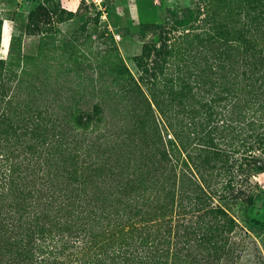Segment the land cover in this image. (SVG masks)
<instances>
[{
	"label": "trees",
	"instance_id": "trees-1",
	"mask_svg": "<svg viewBox=\"0 0 264 264\" xmlns=\"http://www.w3.org/2000/svg\"><path fill=\"white\" fill-rule=\"evenodd\" d=\"M240 2L253 16L256 27L251 35L259 36L254 40L246 38L231 19L233 10L229 8L237 10ZM196 5L194 10H183L180 22L188 26L187 33L175 41L184 43L190 30L199 31L204 56L197 73L172 70L163 59L152 65L144 62L148 68L137 80L120 73L126 83L123 94L130 98L135 116L132 121L110 122L119 135L110 136L109 125L99 130L108 121V110L101 106L74 123L89 130L91 138L98 135L90 143L99 165L89 167L86 156L81 160L69 147L62 148L67 144L63 138L69 125L55 123L52 128L46 126L48 135L41 144L25 146L29 157L14 154L12 148L24 137L13 132L12 122L7 131L5 127L17 93L8 84L13 75L0 74V264H165L170 250L173 256L181 252L180 238L173 242L167 238L171 232L186 234L188 240L183 243L192 242L195 252L212 251L219 259H231L230 235L242 227L226 207L213 203L210 186H202L208 184L199 173L203 165L224 155L221 150L202 155L204 147L214 146L203 131L221 136L234 133L240 142L237 147L243 148L239 170L249 184H228L220 191L224 198L258 204L264 210V189L256 183L254 187L260 190L255 192L248 179L251 171L264 173V0H196ZM235 40L240 42L238 48L232 44ZM179 43L168 46L166 54L180 55L187 66L197 67L189 55L180 52ZM231 50L242 54L222 62ZM224 62L247 68L234 80L222 73ZM3 65L0 60V69ZM207 84L214 87L204 89ZM195 89L205 93L203 96L212 95L202 103L196 101L198 107L183 105L182 98L200 95ZM146 95L166 118L165 127L172 129L173 139L162 137L164 129L150 114L152 106ZM176 115L188 119L185 126L192 129L190 133ZM241 122L243 125L238 124ZM54 127L62 131L59 139ZM192 140L200 149L191 145ZM54 145L63 151L57 153ZM104 152L109 159L124 163V171L116 169V173L108 167L110 175L99 173L109 166L99 160ZM190 166L199 174L198 185L187 172ZM202 230L198 240L189 242V235ZM139 248L141 252L136 251ZM192 254L186 256L193 262Z\"/></svg>",
	"mask_w": 264,
	"mask_h": 264
},
{
	"label": "rangeland",
	"instance_id": "rangeland-1",
	"mask_svg": "<svg viewBox=\"0 0 264 264\" xmlns=\"http://www.w3.org/2000/svg\"><path fill=\"white\" fill-rule=\"evenodd\" d=\"M225 3L230 4L228 1ZM240 5L237 10L229 8L233 10L231 19L246 38L254 40L259 36L251 35L256 27L253 16L247 13L243 2ZM196 7V0H108L107 18L112 26V31H109L99 25L98 19L82 0H0V60L4 64L0 74L6 71L13 75L8 84L17 93L11 103L12 109L7 117L5 130H8V123L12 122L13 132L24 137L20 144L12 148L14 154L22 158L29 157L25 146L28 143L41 144L48 135L46 126L52 128L51 124L55 123L60 127L69 125V128L65 127L67 133L63 138L67 144H62V148L69 147V151L78 159L84 160L82 156H86L85 165L89 167L99 165L98 159L91 154L93 147L90 143L98 135L95 133L91 138L89 130L83 131L74 123L84 118L94 107L101 106L108 110V121L103 126L101 124L99 130L102 131L109 125V135H119L120 131L110 126V122L132 121L135 116L132 115L130 98L123 94L126 83L120 73H125V78L129 74L137 80L147 67L144 62L152 65L154 61L163 59L170 62L172 70L179 69L183 74L187 71L194 73L204 56V53L200 54L202 48L199 31L190 30V36L184 43L175 40L177 36L187 33L188 26L180 22L183 10H194ZM193 25L196 26L197 23ZM248 29L252 32H248ZM112 33L118 34L120 38L115 41ZM194 34L198 35L192 37ZM174 42L180 44V52L189 55L190 60L197 63V67L191 68V63L187 66L180 55L173 59L174 57L166 54L168 46ZM238 42L235 40L232 44L238 48ZM142 54L144 58H141ZM240 54L242 52L231 50L222 57V62ZM235 65L227 66V62H224L222 73L234 79L247 68ZM204 74L207 76L209 73L206 70ZM192 81L191 76L189 82L193 84ZM212 87L214 86L207 84L204 89ZM195 91L198 93L200 89ZM213 91H217L216 87ZM203 94L205 93L201 92L199 96L193 97L191 93L180 102L190 106L194 103L198 107L200 103L196 101L200 100L202 103L212 95ZM146 96L152 106L150 114L155 116L156 122L164 129L162 137L164 140L173 139L172 129L165 127L166 118L159 113L151 98ZM171 108L176 111L174 107ZM176 117L184 131L190 133L192 129L185 126L188 119L182 115ZM238 124L243 125V122ZM54 128L53 132L59 139L62 131ZM207 131L203 133L208 140L211 139L214 146L204 147L202 155L219 150L224 155L216 160L209 159V163L203 165L204 168L199 173H202L208 184L200 182L202 186H210L208 190L214 193L213 203L226 207L242 228L230 235V260L219 259V254L214 255L212 251L202 252L203 254L194 251L190 241L198 240L203 230L196 235H189L188 245L183 243L188 240L186 234L175 235L171 232L167 238L172 242L176 237L180 238L181 252L180 256H173L170 250L165 264H264V210L258 204L225 199L223 192H220L228 184H235L237 187L249 184L239 170L243 148L237 147L240 142L235 140L234 133H223L221 136ZM240 137L245 138V135ZM191 142L194 148L200 149L196 141ZM54 146L57 153L63 151L60 146ZM57 157L60 160V156ZM98 157L100 161L109 162V166L101 168L99 173L110 175L108 167L115 171L118 169V172L124 171L125 164L109 159L105 152ZM223 159L226 160L222 161ZM195 170L190 166L187 172L192 174L191 177L198 185L199 174ZM249 175L248 179L252 181L250 184L255 192L260 190L254 187L256 183L264 189V173L254 170ZM175 218L174 214L173 220ZM141 250L136 249L137 252ZM190 251L193 253V262L186 256ZM158 254L159 251L157 256Z\"/></svg>",
	"mask_w": 264,
	"mask_h": 264
},
{
	"label": "built area",
	"instance_id": "built-area-1",
	"mask_svg": "<svg viewBox=\"0 0 264 264\" xmlns=\"http://www.w3.org/2000/svg\"><path fill=\"white\" fill-rule=\"evenodd\" d=\"M82 2L95 17H98L99 25H103L104 28L108 29L109 31H112V26L108 21L106 11L108 0H82ZM112 34L114 36L115 41L120 38L118 34Z\"/></svg>",
	"mask_w": 264,
	"mask_h": 264
}]
</instances>
